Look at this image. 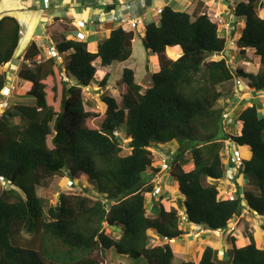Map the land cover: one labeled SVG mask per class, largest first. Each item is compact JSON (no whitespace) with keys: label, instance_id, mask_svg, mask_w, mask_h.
Instances as JSON below:
<instances>
[{"label":"trees","instance_id":"trees-1","mask_svg":"<svg viewBox=\"0 0 264 264\" xmlns=\"http://www.w3.org/2000/svg\"><path fill=\"white\" fill-rule=\"evenodd\" d=\"M230 1L235 3L232 16L242 21L235 46L240 54L254 50L259 58L256 74L233 72L224 57L210 59L224 55L227 45L216 23L201 11L203 2L198 1L192 12L165 6L158 23L146 24L142 34V45L156 55L159 70L142 91L134 71L123 68L119 98L100 94L103 113L85 109L89 102L82 89L96 75L97 87L106 88L110 74L93 63L99 59L100 67H108L128 61L133 31L119 26L94 50L85 42L57 37L55 48L67 54V60H38L40 51L33 42L19 51L17 20L0 18V66L22 55L14 74L25 86L16 94L18 103H11L0 116V182L7 184L0 188V264H100L91 256L94 251L101 259L114 251L142 258L145 264H264V243L257 246L246 228L248 244L238 247V237L230 235V246L221 256L205 246L197 263L175 262L166 241L149 245L185 233L179 210L186 224L210 231L228 228L243 209L264 217V115L255 105L242 107L241 128L234 136L222 124L223 106H217L236 79L247 80L252 92L264 91V17L259 15L264 0ZM171 47L181 52L176 59L166 53ZM10 80L0 72V92ZM124 139L127 154L121 146ZM227 141L235 151L242 150L238 173L246 177L247 186L234 198L220 199L218 184L231 166L221 154ZM173 142L178 150L171 154L168 173L182 199L176 208L167 209L159 197L148 213L146 194L153 191V175L144 173L158 171L149 149ZM187 165L193 168L185 171ZM64 176L89 181L95 198L80 185L78 194L60 193L49 205L39 190L49 179ZM260 230L264 233V224Z\"/></svg>","mask_w":264,"mask_h":264},{"label":"rangeland","instance_id":"rangeland-1","mask_svg":"<svg viewBox=\"0 0 264 264\" xmlns=\"http://www.w3.org/2000/svg\"><path fill=\"white\" fill-rule=\"evenodd\" d=\"M202 1L205 2L206 4H209L210 2L214 0H202ZM219 2L221 3V6L219 4L212 2V4L204 7L201 10L202 12H205L213 22L216 23L218 34L221 37H224L226 39L227 48H226L224 55L215 54L212 57H210V59L219 60L222 57H224L233 72L234 70H239V69H242L243 71H245L246 68H249V66L253 67L255 54L254 52H251L250 50H246L244 51L245 52L244 54H240L238 49H236V46H235V42H236L235 39L237 36L236 34L239 31V29L242 27V21L240 20L237 21L232 16L231 9L235 6L234 2L230 0H228L229 3L225 2L224 0H220ZM193 10L192 8L191 9L189 8L188 12H192ZM259 15L261 17H264V12L260 11ZM158 21H159V15L155 19V23L157 24ZM142 30L143 28L132 29L135 38L132 43L133 52L130 57V60L128 61V64L130 65V69L132 68V70L135 73V79L137 83L142 87V91H144V89L149 85V82H150L151 62L153 61V59H155V57L154 55H152L150 51H147L142 45V37H141ZM21 48H22V45L20 49ZM173 49L174 50L172 51V48H168L167 52H168V55L172 59H176L179 55V51L177 50V48H173ZM19 58L14 59L12 62H9V63H6L0 66L1 68L0 72H4V70L6 72H11L10 75L13 76V79H11L8 83L15 85L17 87V91L15 94H17L18 92H21L22 91L21 88L24 86V84L22 83V80L18 79L13 72L14 67L16 66L18 68L20 67V64L22 63V60L20 61ZM44 58H46L45 55L40 56L38 60H42ZM61 59L67 60L65 56H63ZM96 61L93 63V65L96 67L97 70H99L100 66H99V63H97ZM243 61L250 62V64H245L243 63ZM28 64H30V62H28ZM117 66L119 65L116 63L111 66V76L107 82L110 85L108 88L107 86L104 89H99L97 87V83H94V82H98L100 80V77L96 75L94 77L93 82H91V84L88 86V89L87 90L82 89L84 100L89 102L87 103L88 105H86L85 107L86 110H90V111H94L98 113L104 112L105 106L100 102V99H99L100 94L102 92L109 94L115 99L119 98L123 89L121 88V86L118 85V81L120 79L121 73ZM6 74L8 76V73ZM12 76H9V77L12 78ZM115 80H118L116 84L114 83ZM231 85H232L231 92H233L234 90L233 82ZM59 92L60 90L58 89L57 92L55 93L57 97L59 96ZM15 94L11 96L10 99H8L10 105L11 103H18L17 102L18 100ZM13 97H16V98L13 100L12 99ZM221 100H225V98H222ZM221 100L219 99L217 106L218 104L223 106L220 103ZM55 105L57 107V101L55 102ZM15 122H18L17 118H15ZM226 128H227V131H230L234 136L239 134L238 130L240 128V125L234 126V127L230 126ZM120 133L121 135H124L122 132ZM127 142L128 141L124 139L121 144V146L123 147V154H127L129 152ZM225 148L235 151L228 141L225 142L224 149ZM224 149L221 151L223 158H225V155L223 154ZM149 150L152 152V155H153V160H154L153 166L155 168H158L157 169L158 171L156 173H152V171H146V173H144V176L145 175L149 176V174H152L154 177V178L152 177L153 179L151 180L153 193L151 194V197H150V194H146V204L148 206L147 208L148 213L152 212L151 210L152 203L153 204L157 203L158 202L157 200L159 199V197H162L167 208L169 207L176 208L177 200L181 199L182 197L178 194V192L174 190V188L173 189L170 188L172 185L175 184L176 181L170 178L169 173H168L169 167L166 168L165 166L170 164L172 155H174L178 150V145L175 142H173V143L166 144L163 147L154 148L153 146H151ZM238 153L242 155V150H238ZM188 168H189L188 165L183 167L185 171L191 170V169L188 170ZM238 174L236 176L233 174L231 176H228V179L230 182L226 181L227 179L226 180L224 179L225 182H220L218 184V192H219L218 197L220 199L234 198L243 189L246 188L247 186L245 183L246 177L243 176L242 181H240ZM232 176L233 177L235 176V177L233 178ZM235 178L238 179L237 183L232 182L235 180ZM73 183L75 184V186L73 187L68 186L70 182H69V179L65 176L63 178L56 177L53 179H49L46 182L45 188L43 190H39V194L40 196L45 197L47 199L49 205H53L56 202V199L60 193L78 194V192H80L79 191L80 189L78 188H81L83 185H86L91 192L90 197L95 198L94 191L92 190L93 185H91L89 181H85L84 179L81 178L80 181H73ZM80 185L82 186L80 187ZM6 187H7V184L1 181L0 188H6ZM237 187L239 188L237 189ZM260 224H264V217L257 216L254 213H249L247 210L242 211L239 218L236 217L233 221L229 222V226L228 228H226V230H222L220 232H214L212 234H209L206 240L213 242V247L217 250V255L221 256L223 253V250H221V246H224L229 241L228 239L230 235H235L238 237V240H239L237 242L238 246L242 247L243 243L248 244V238L244 232V229L246 228L248 233H251L253 235L255 244L257 246H260L264 243V233L260 230ZM115 230L116 229H113L112 233H113V236H115V239H117L118 231H115ZM201 241L203 242V240ZM181 242H182V239L177 240L174 242V244H172V248L175 253L179 251V248L181 247ZM164 243H165V240L163 239L160 241H155V240L149 241L150 246L161 245ZM184 249L186 253L183 256L182 261H192L194 263H197L198 261L197 252L198 251H196V249L192 246H184ZM91 256L100 260V264H145L142 258L132 259V258H129L128 256L117 255L114 251H111L106 256V259H101L98 252H95V251L91 254ZM174 261L175 262L179 261L177 254H176V257L174 258Z\"/></svg>","mask_w":264,"mask_h":264},{"label":"crops","instance_id":"crops-1","mask_svg":"<svg viewBox=\"0 0 264 264\" xmlns=\"http://www.w3.org/2000/svg\"><path fill=\"white\" fill-rule=\"evenodd\" d=\"M198 1L203 2L202 0H0V18L3 16H11L17 20L20 28L19 31L21 33L20 47L22 45V48H19V51L23 53L29 43L33 42L40 51V56L45 55V57H48V48L50 44L55 46L57 40L55 38L57 37L62 36L66 40L85 42L88 44L91 50H94L97 44L109 35L111 30L120 26L125 31H132V29L126 23L127 21L136 20L138 22L137 28H143V34L146 24L150 22L155 23V19L159 15L158 10L162 9L165 6H170L172 9L177 11H189V8H192L193 10L196 7ZM219 1L220 0H214L212 2L221 6V3ZM224 1L229 3L227 0ZM212 2H210L209 4L203 2V8L209 6L210 4H212ZM80 23L83 24V26L80 25ZM167 50L168 48L166 49V53L168 55ZM177 50L179 51L180 55L181 52L179 48H177ZM246 50L254 52V50L251 49ZM66 55L67 54L60 55L59 61L62 60L61 58ZM152 55H154L155 59H153V61L151 62L150 75L159 70L156 55L154 53H152ZM19 59L20 61L22 60V55ZM128 61L123 63H116L119 65L117 67L120 70V73L122 72L123 68H130ZM96 62L100 63V60L97 59ZM243 63L250 64V62L245 61H243ZM114 64L115 63L111 64L108 67H100L99 71L109 73L111 76V66ZM16 69L17 67L15 66L13 72H15ZM258 69L259 58L255 55L253 67L249 66V68H246L244 72L256 74ZM4 72L6 71L4 70ZM6 73H8V76H12L10 75L11 72ZM9 78L13 79V76L12 78ZM117 81L118 80H115L114 83L116 84ZM109 86L110 85L107 84V88ZM121 88L124 91V86H121ZM233 89V92L224 97L225 100L220 101L222 105H225V108H227V110L228 108L230 110L233 109L237 114L238 109L240 110L244 106L255 105L258 111H260L261 115H264V91L250 92L247 88V80L244 79L240 86H236L234 84ZM239 91L244 93L242 94L241 99L239 98L240 101L237 99V93L239 94ZM12 99L14 100L15 97H13ZM188 166V170L193 168L192 165ZM232 174L236 176L238 173L235 170L232 171V169H228L225 172V180L227 179L226 181L230 182L228 176H231ZM239 179L240 181H242L243 176L239 175ZM225 180L221 182H225ZM232 182L236 183L235 181ZM176 185L177 183L175 182V184L170 188H174V190L180 195L178 191V185ZM162 203L166 207L165 202L162 201ZM157 205L158 202L154 203L153 206L156 207ZM242 211L246 210L243 209ZM183 230L185 233L179 239L173 240L171 243H169L172 248V244H174L175 241L182 239L181 247L179 248V251L177 253H175L172 248L174 258L177 254L179 261H182L183 256L186 253L184 246L194 247L196 251H198V258L200 252L205 246H209L212 249L216 250L213 247V242L206 240L209 234L214 233V231L204 229V231L200 233L198 237H195L194 234L197 232V229H195L191 224H186L183 227ZM197 240L200 242H198ZM201 240H203V242ZM238 241L239 240H237V242ZM244 245L246 244L243 243V246ZM229 246L230 240L224 246H221V250L224 251V249L229 248Z\"/></svg>","mask_w":264,"mask_h":264},{"label":"built area","instance_id":"built-area-1","mask_svg":"<svg viewBox=\"0 0 264 264\" xmlns=\"http://www.w3.org/2000/svg\"><path fill=\"white\" fill-rule=\"evenodd\" d=\"M45 3H47V2H45ZM160 11H161V9L158 10V14H160ZM126 23L129 25V27L131 29H136L138 27V22L136 20L127 21ZM80 25L83 26V24H81V23H80ZM48 54L51 57H56L57 51L55 50L54 47H50ZM241 82H242V80H240V79L235 80L236 85H240ZM16 91H17V87L15 85L10 84V83L6 84L5 87L2 89V91L0 92V114H2V112L10 106L8 99H10L11 96H13L16 93ZM237 97L239 99L240 96H237ZM221 119H222V123L226 124V125L231 124V122H232V119L230 118V114L226 110L222 112ZM224 155H225L227 164L231 165L232 170H238L242 166V157L239 153L225 148L224 149ZM165 167L168 168V165H166ZM68 185L73 187L72 182H70V184H68ZM147 208H148V206H147ZM179 216H180V221H181L180 225L184 226V224H186L185 222L187 221V218H186L184 212L180 211ZM203 231H204V229L202 227L197 228V232L194 234V236L198 237L199 234L202 233Z\"/></svg>","mask_w":264,"mask_h":264},{"label":"clouds","instance_id":"clouds-1","mask_svg":"<svg viewBox=\"0 0 264 264\" xmlns=\"http://www.w3.org/2000/svg\"><path fill=\"white\" fill-rule=\"evenodd\" d=\"M21 35V34H20ZM50 47H54L55 48V46L54 45H52V44H50V46H49V48ZM49 48H48V51H49ZM55 50H56V48H55ZM57 51V50H56ZM47 55H48V57H51V56H49V54H48V52H47ZM52 58H55V59H57L58 61H59V58H60V54L57 52V56L56 57H52ZM240 80H242V82H243V79H240ZM241 82V83H242ZM234 83H235V80H234ZM236 85V84H235ZM236 86H238V85H236ZM247 88L249 89V91L250 92H252V90L248 87V85H247ZM88 89V87L87 88H84V90H87ZM242 94H244L243 92H240L239 91V94L237 93V96H240L239 98L241 99V96H242ZM237 99H238V97H237ZM240 99H238L239 101H240ZM227 111L229 114H230V118L232 119V122H231V124H228V125H226V124H223L224 126H225V128L226 127H230V126H232V127H234V126H238V125H240V121H238V114H239V109H238V112H237V114H236V112H235V110H233V109H229L228 108V110H227V108H225V105H223V111ZM222 111V112H223ZM222 114V113H221ZM1 116V115H0ZM221 121H222V119H221ZM240 128H241V125H240ZM239 128V129H240ZM229 129V128H228ZM225 147V146H224ZM224 149V148H223ZM234 149V148H233ZM234 152H237L238 153V151H234ZM224 154V153H223ZM241 157H242V155H241ZM225 160H226V158H225ZM226 165H228L227 164V162H226ZM229 166V165H228ZM228 169L229 170H231V166H229L228 167ZM227 169V170H228ZM226 170V171H227ZM239 170V169H238ZM238 170H235V171H237V173H238ZM240 175V174H239ZM69 182H72V184H73V186H75V184L73 183V180H71V179H69ZM69 186V185H68ZM71 187V186H70ZM153 192H151V193H147V194H150V197H151V194H152ZM154 204L152 203V206H151V209L154 207L153 206ZM146 206H147V204H146ZM180 211H182V210H179V212ZM186 224H184V226H185ZM184 226H181L180 225V227L181 228H183ZM195 229H197V228H199V227H202L201 225H192ZM203 228V227H202ZM204 229V228H203ZM214 232H217V231H214ZM219 232V231H218ZM164 240L166 241V242H168V243H171L174 239H167V238H164Z\"/></svg>","mask_w":264,"mask_h":264},{"label":"water","instance_id":"water-1","mask_svg":"<svg viewBox=\"0 0 264 264\" xmlns=\"http://www.w3.org/2000/svg\"><path fill=\"white\" fill-rule=\"evenodd\" d=\"M234 19L237 20V17L234 16ZM217 55H220V53H218ZM188 144H189V143L187 142V143L185 144V146H187ZM234 219H235V218H234ZM234 219H233V220H234ZM233 220H231V221H233Z\"/></svg>","mask_w":264,"mask_h":264}]
</instances>
